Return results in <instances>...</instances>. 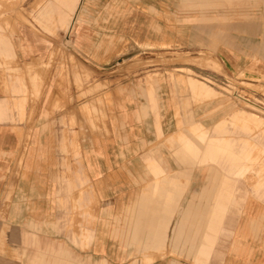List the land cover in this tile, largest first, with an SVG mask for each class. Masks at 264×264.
<instances>
[{
  "label": "crops",
  "instance_id": "obj_1",
  "mask_svg": "<svg viewBox=\"0 0 264 264\" xmlns=\"http://www.w3.org/2000/svg\"><path fill=\"white\" fill-rule=\"evenodd\" d=\"M81 1L54 0L53 10L60 29L75 16L74 47L92 49L85 76L95 81L91 89L80 73L84 57L76 56L74 72H55L51 45L36 36L35 25L0 24V264H264V181L258 185L263 198L244 183L232 188L252 166L248 142L236 149L233 140L211 137L215 124L203 114L212 103L193 104L191 97L208 98L213 89L185 78L189 90L183 91L179 73L171 84L156 52L199 47L195 13L181 11L177 0L169 11L162 0H88L91 6L80 7ZM51 3L44 0L36 12L35 0H24L12 14L35 15L49 31L56 28ZM128 46L155 51L159 56L140 60L156 66L132 70L137 56H130L122 72L101 70L116 59V48ZM234 46V55L218 59L226 79L247 68L264 76V50L250 60L241 55L243 45ZM85 110L98 120L88 138ZM69 121L79 150L68 160L61 132ZM56 145L60 151L52 150ZM67 160L76 164L70 173Z\"/></svg>",
  "mask_w": 264,
  "mask_h": 264
},
{
  "label": "rangeland",
  "instance_id": "obj_2",
  "mask_svg": "<svg viewBox=\"0 0 264 264\" xmlns=\"http://www.w3.org/2000/svg\"><path fill=\"white\" fill-rule=\"evenodd\" d=\"M162 1L164 3V10L169 11L172 7L170 3L171 0ZM23 2L24 0H0V24H3L5 28H9L10 23L17 22H24L28 24L31 22L35 25L34 33L36 36L39 39L48 41L51 45V52H49V56L51 58L50 65L52 66V70L55 72H74L77 67L76 65H79L77 63L76 56L78 57L80 55L81 57H84V65L80 70V73L83 71L84 88L91 89L92 86H94L93 83L95 81L91 80V76H88V78L85 76L88 75L90 72L89 69H91L89 63L92 59L91 56H93L92 49L85 45L80 48L74 47L76 40L75 29L77 28L76 17L69 14L67 16V30L60 29V17L55 14V11L53 10V7L55 6L54 0H52L51 17L52 22L56 24V28L51 25L49 31H44L35 22V15H30L28 17L19 14H12V9H16L17 7L21 8ZM43 2L44 0H35L36 12L38 7L41 6ZM177 2L179 3L178 6L181 7V11L184 10L183 12L188 13L191 11L195 13V15L191 16L195 17L197 20L210 18L217 21H194L196 22L194 23L197 35L196 43L199 47L171 46L169 48L156 51L159 55H163V62L161 65L163 66V71L168 74V82L171 84L176 81L174 79L175 77H178L177 74H181L183 77L179 76L178 81L180 83L179 86L183 89V91L187 92L189 90L187 85H185V82L188 80L187 78H194L195 80L207 84L213 89L214 94L212 96L203 98L201 96L195 97L193 95L191 100L193 101V104L212 103V110L203 114V117L206 118L211 116L213 125L215 124V126H212L211 129H208V132H211V137L218 138L224 136L226 139L233 140L235 141L236 149L243 146L244 140L248 142V146L251 148L249 156L252 160V166L249 171L241 176V178L235 179L236 181L233 182L232 188L234 189L236 184L244 183L245 188L248 187L254 194H260L261 192L258 191V185L261 180L264 181V76H253L252 73L256 71H252L250 68H247L240 71L237 75L234 74L235 77L230 78L231 76H229V78L226 79L223 66L220 64L218 59L221 54L234 55V45L236 44V41L238 44L243 45L240 50L242 51L241 55L243 54L244 58L250 59L252 56L257 59L260 55H262L261 53L264 49H253L251 48V45L255 44L258 47L259 44H264V0H180V2L177 0ZM252 3H254V5H252ZM85 5L91 6L90 1L82 0L80 7ZM235 7L238 9H235ZM70 8L71 7L69 6V12L72 11ZM220 11L223 14L220 13ZM236 12L240 13L242 16L239 15V17H235ZM180 13V18L186 16L183 15L182 12ZM170 17L171 16H165L167 19ZM209 26L211 27V30L208 29ZM205 28L208 31L207 36L204 35L203 29ZM103 34L104 32H100L99 38L102 37ZM4 35L11 37L14 33L5 31ZM204 39H207V46L204 45ZM254 50L257 52H254ZM156 52L151 49L142 48H133L131 51L130 46H128V48H116L113 52V55L116 54V59H114V61L110 64L102 65L101 70H115L116 72H122L124 67L122 60L124 58H130V56H137L132 59V61L137 62L136 64H134L135 62H132V70H150L152 65L156 66V64L148 62L147 64L142 62L140 59L142 57L149 58L151 56H159L156 55ZM98 54L100 57L108 56L102 52ZM105 63H107V61ZM177 67H180L179 72ZM189 69L190 71H188ZM206 72H211L214 76L209 79L203 75ZM245 74L249 75V77L246 78ZM250 75H252L253 79H251ZM37 82L38 88H42L44 82L39 80ZM32 94H35V92ZM93 94L94 93L91 94V92L85 94L84 98H88L87 100H89ZM181 107L183 112H185L184 110L189 108V100ZM86 108L87 107H85V109ZM225 110H227V112L222 113ZM243 112L259 117L260 121L244 120L242 115ZM91 115L92 111L85 110L86 126L82 130L84 138H88L87 136H91L93 132L97 131V128H95L94 125H97L98 120H96V118L93 120ZM94 115H96V113H94ZM216 120L220 121L215 123ZM69 123L71 126L61 132V134L66 135L68 140V142L64 144L65 149L61 150L64 155L68 153V160L71 157H76V152L79 150V146L76 144L77 135H79V133H77L74 128V122L69 121ZM244 127H248L250 132H243ZM222 129H228V133L220 134L215 133L214 131H221ZM58 131V128L54 129V135L55 133H58ZM181 134L183 133L181 132ZM192 134L193 139H196V134ZM175 143H177V141L174 142L173 145L172 143L169 145L170 149L173 148V146H177ZM56 146L57 149L52 148V150L60 151L58 145ZM68 160L66 169L70 173V168H75L76 164L74 161L73 165L70 166ZM261 198L263 197L261 196ZM236 210H238V208Z\"/></svg>",
  "mask_w": 264,
  "mask_h": 264
}]
</instances>
